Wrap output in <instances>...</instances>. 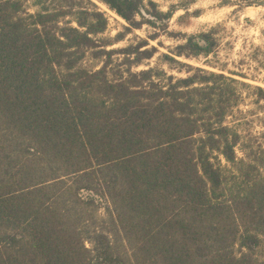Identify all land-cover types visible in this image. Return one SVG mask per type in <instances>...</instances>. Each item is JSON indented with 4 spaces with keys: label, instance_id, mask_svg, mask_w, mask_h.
I'll return each mask as SVG.
<instances>
[{
    "label": "trees",
    "instance_id": "1",
    "mask_svg": "<svg viewBox=\"0 0 264 264\" xmlns=\"http://www.w3.org/2000/svg\"><path fill=\"white\" fill-rule=\"evenodd\" d=\"M99 1L127 32L172 13ZM26 2L0 0V264H264V149L239 157L226 121L238 81L133 70L156 48L108 49L125 35L100 37L91 0ZM214 45L186 35L172 54Z\"/></svg>",
    "mask_w": 264,
    "mask_h": 264
},
{
    "label": "rangeland",
    "instance_id": "2",
    "mask_svg": "<svg viewBox=\"0 0 264 264\" xmlns=\"http://www.w3.org/2000/svg\"><path fill=\"white\" fill-rule=\"evenodd\" d=\"M91 1L108 19L100 37L113 40L118 33L125 35L108 49L141 40L147 41V47L156 48L150 59L143 60L133 70L154 67L162 69L166 75L185 77L201 68L236 79L238 82H233L232 88L237 103L226 121L240 136L237 155L243 156L242 145L253 150L264 149V0H143L145 3L153 1L161 11H171V17L165 29L143 24L130 32L125 30V20L107 5L99 0ZM26 4L29 11L35 10L32 0H27ZM207 31H212L215 38L212 53L172 54L177 45L184 43L186 35ZM164 53L175 57L177 62L166 61L162 58ZM112 59L113 63H118L122 55L114 54ZM83 65L98 68L101 59L89 54ZM259 253L264 258V237Z\"/></svg>",
    "mask_w": 264,
    "mask_h": 264
}]
</instances>
